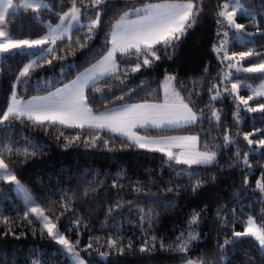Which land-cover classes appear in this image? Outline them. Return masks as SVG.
I'll use <instances>...</instances> for the list:
<instances>
[{"label":"trees","instance_id":"16d2710c","mask_svg":"<svg viewBox=\"0 0 264 264\" xmlns=\"http://www.w3.org/2000/svg\"><path fill=\"white\" fill-rule=\"evenodd\" d=\"M46 1L49 7H42L39 12L23 7L9 12L5 26L13 39L44 37L47 24L58 22L59 14L71 7V0ZM155 1L160 0H105L99 6L101 24L91 39H84L88 34L86 27L77 26L71 39L57 40L53 51L40 55L37 66L30 69L28 76L21 77L18 96L45 95L73 79L107 53L111 25L123 12ZM224 1L200 0L202 11L197 23L174 51L168 50L171 58L158 53L161 59L152 67L132 72L135 57L125 63L127 58L118 53L119 79L105 77L96 84L99 92L91 86L85 91L94 112L126 103L158 102L163 99L162 79L174 73L176 87L184 100L198 113L203 110L204 117L194 125L145 131L159 135L196 134L202 150L207 145V150L217 152L215 163L194 165L192 169L174 161L166 163L163 153L141 149L127 137L107 129L59 124L44 128L26 119L0 125V146L27 147L29 151L39 147L34 156L13 155L6 163L45 209V214L55 220L61 233L73 244L79 240L76 249L89 264H181L187 259L202 260L204 264H264V251L252 238L224 245L225 239H232L233 231H243L249 216L264 223V193L256 187L257 181L264 179V147L258 143L249 146L244 140L245 134L264 130V113L240 111L228 94L210 99L225 84L222 82L225 64L213 49L219 39L217 32L223 27L216 21L223 20L217 12ZM241 3L255 15V20L250 16L238 18L246 31L256 33L259 28L264 32V0H241ZM85 5H90V0L82 3L77 0L86 25L97 9ZM250 49L260 55L247 58L246 63L264 59V36L255 35L245 42L233 40L229 45L230 53ZM27 53L14 51L1 59L0 114L9 104L19 72L32 56ZM235 76L253 83L264 77L244 72ZM261 103L264 97L253 98L250 107ZM213 110L219 112L220 121L212 117ZM237 112L240 116L243 113L242 120H237ZM225 133L233 143L225 144ZM77 136L80 138L75 139ZM250 139L254 142L264 139V131L255 132ZM246 152L247 166L243 163ZM180 169L194 175L190 179L187 174H178ZM197 179L204 184L193 192ZM114 183L119 186L113 187ZM137 186L139 192L135 190ZM168 188L173 191H167ZM117 203L121 205L119 208H115ZM64 204L69 210H65ZM110 207L114 208L111 214ZM25 211L26 205L12 185L0 180V217L9 220L7 225L0 223V264H73L63 247L42 230L39 220L32 215L25 219ZM195 212L201 214L200 219L190 228L188 222ZM146 213L151 219L142 221L141 216ZM77 220L79 225L75 223ZM190 230L198 233V238L191 241L188 251L173 250L179 243L177 237L184 233L186 239ZM109 240H116L118 247L110 248ZM145 244L152 250L141 252ZM119 247L124 249L122 253Z\"/></svg>","mask_w":264,"mask_h":264},{"label":"snow or ice","instance_id":"6c2138e0","mask_svg":"<svg viewBox=\"0 0 264 264\" xmlns=\"http://www.w3.org/2000/svg\"><path fill=\"white\" fill-rule=\"evenodd\" d=\"M104 2L105 0H90V5H85V7L90 6L97 9L95 15L85 25L80 23L82 11L77 6V0H71V7L59 14V23L54 26L51 24L48 26V35L42 39H13L10 31L5 30L4 27H0V55L14 51L23 53L26 49L41 48L46 44L55 45L57 40L63 39L65 36L71 39L70 33L74 25H79L81 28L86 27L88 34L84 39H91V34L101 24L99 6ZM20 7L31 9L33 12H39L42 7L47 8L49 6L43 3V0H40V2H27V0H24ZM9 10H15L13 0H0V23L5 21L9 15ZM201 11L202 5L200 0H160L157 3H145L141 7L123 12L115 23L111 25V48L107 50V54L102 59L98 60L90 68L85 69L84 72L78 74L75 80L65 84L62 88H57L55 92H49L46 96L33 97L25 101L18 98L17 94L13 92L11 102L8 104L6 110L0 114V125H4L5 122H10L11 120L26 119L34 125L44 128L48 125L59 124L65 127L80 129L86 126L101 130L107 129L127 136L129 140L133 141L141 149L163 153L167 157L166 163L174 161L177 165H186L187 169H192L194 165H211L215 163L218 155L217 152L207 150V145H205L206 150H198L197 143L199 138L197 136L149 138L140 136L132 131L137 126L168 129L194 125L204 117L203 110L198 115L189 106V103L185 102L180 92L176 90L173 83L176 80L175 76L168 75L165 77L163 83L164 100L162 103L128 104L120 110L108 111L97 115L89 107L85 94V89L90 86L94 91L99 92L100 89L96 87V84L105 77L115 76L119 79L117 73L120 71V63L117 59V53L127 58L125 63L131 61L133 56L135 57L136 63L131 68L132 72H138L142 67H152L156 61L161 59V55L158 53L163 52L164 55L171 58L168 50L172 49L174 51L176 49L178 43L188 34L189 29H192L196 25ZM133 15L135 19L130 18ZM238 15L250 16L255 20V15L244 8L240 0H225L217 12V16L223 18V20L217 19L216 22L222 26L226 22L228 29H234L233 39L236 41H243L245 37H253L255 35L264 36V32H260L259 28H257L256 33H245L243 31L245 25L236 22ZM217 36H220L219 31L217 32ZM228 44L229 31L224 30L223 38L220 40L219 45H213V49L218 55L221 52L223 53L221 63L229 61L226 65L229 71L223 74L222 82H231L235 79L237 82L231 83V92L237 94V98L246 106V111L264 113V103L259 104L258 107H248V101L252 100L253 96H248L247 99L243 96H238L241 87L251 88V85L240 81L239 77L235 76L231 71L235 69V73H259L261 76H264V61L252 64L249 67L240 66L241 61H244L248 57L259 56L260 53H255L250 49L249 51L239 53L233 52L229 55L227 50ZM80 46L84 47L86 45L81 44ZM44 51L52 52L53 49L47 48ZM27 54L37 55L36 52H29ZM233 60H235V63H231ZM48 63L51 64L52 61L49 60ZM35 66H37V60H32L26 64L19 72L17 81H20L21 77L28 76L30 69H33ZM127 74V69H125L124 75L127 76ZM121 83H123V80H121ZM213 87L215 88L216 86L213 85ZM227 90L225 87V91ZM220 95V91L217 90L215 95L210 99L216 100ZM254 96L264 97V81H262L259 89L254 90ZM120 99L122 100L123 97H120ZM237 107L239 108V106ZM235 115L239 121L241 119L239 112ZM212 117L217 122L220 121L218 111L213 110ZM262 131L264 130H255V132ZM255 132L245 134L244 140L247 141L249 146L253 145V143H258L264 147V139L255 142L250 139V136L254 135ZM79 138L77 136L75 139ZM223 139L226 145L234 142L227 133H225ZM173 148H178L180 151L174 152L172 151ZM37 151H39L38 146H34L32 151H29L27 147L20 149L14 148L11 145L0 146V180L15 185V190L23 194L26 205L25 219H28L30 215L34 216L42 223V230L46 231L47 235L55 243L61 245L65 252L72 255L74 264H85L84 260L80 257L79 251L76 249L79 240L73 244L63 233L59 232L57 224L53 222L49 215L45 214L44 208L36 204L28 189L20 182L14 171L9 167V164L6 163V159H10L13 155H23L25 158H28L36 155ZM236 156L238 159L240 158L239 151H237ZM243 163L246 166L248 165L247 152L244 153ZM178 174H187L190 179L194 175L193 172L186 169H180ZM245 183H247V180H245ZM203 184V180L197 179L192 186V191L195 192ZM117 186L119 185L113 184V187ZM256 187L264 193V179L258 180ZM135 190L139 192L141 189L137 186ZM167 191L171 192L173 189L168 188ZM120 206L117 203L115 208H119ZM63 207L66 211L69 210L67 204H64ZM112 211H114V208L110 207L108 210L109 214ZM200 215L199 212H195L192 215L188 222L190 228L198 223ZM146 218L151 219L150 214L146 213L141 216L142 221ZM0 223L7 225L9 220L7 217H0ZM29 223H31V220H29ZM75 223L79 225L80 221L77 220ZM12 234L15 237V233ZM15 238L18 239L19 237ZM197 238L198 233H195L193 230L188 231L186 239L184 238V233H181V236L177 237L179 243L173 250L187 252L191 241ZM244 238H252L257 242L259 248L264 251V223L258 224L252 216H249L243 231H233L232 239H225L224 245L242 242ZM153 240H155V237H153ZM224 245L220 246L221 249ZM108 246L110 248L118 247V242L116 240H109ZM88 247H92L91 243ZM128 247H131L130 243ZM152 247L154 248V245ZM161 248H164L163 244H161ZM118 250L121 253L124 251L122 247H119ZM151 250L152 248H149L147 244L140 248L141 252ZM101 255H104V253H101ZM185 264H204V262L202 260L187 259Z\"/></svg>","mask_w":264,"mask_h":264},{"label":"rangeland","instance_id":"374dc122","mask_svg":"<svg viewBox=\"0 0 264 264\" xmlns=\"http://www.w3.org/2000/svg\"><path fill=\"white\" fill-rule=\"evenodd\" d=\"M22 2H24V0H13V5L15 6V10H14V11H17V10L20 8V5L22 4ZM27 2H40V0H27ZM157 2H160V1H155V2H151V3H157ZM224 2H225V1H224ZM43 3H46L47 5L49 4L48 1H46V0H43ZM240 3H241V0H240ZM241 4H242V3H241ZM141 6H142V5H138V6L133 7V8H138V7H141ZM133 8H130V9H133ZM244 8H246V7L244 6ZM246 9H247V8H246ZM128 10H129V9H128ZM128 10H126V11H128ZM10 11H13V10H9V12H10ZM241 16H245V15H238L237 18H236V22H237V23L242 24V23L239 21V19H238V18L241 17ZM133 17H135V16L133 15V16H131L130 18H133ZM5 20H6V19H5ZM5 22H6V21L0 23V27H4L5 30H6V26H5L6 23H5ZM57 23H59V21L56 22V23H48V24H47V27H48L50 24L54 26V25H56ZM80 23L83 24L82 17H81V21H80ZM77 26H79V25H74V26H73V29H74L75 27H77ZM73 29H72V31H73ZM224 30H228V31H229V44H228V46H227V50H228V54L231 55L232 53L229 52V45H230V43L234 40V39H233V32H234L235 30H234V29H228V28H227V24H226V22H224L223 27L219 30V32H220V36H219V39H218L216 45L218 46L220 40L223 38V31H224ZM72 31H71V33H72ZM243 31H244L245 33H248V32L246 31V28H245ZM71 33H70V35H71ZM47 35H48V32H47V34H46L45 36H47ZM45 36H44V37H45ZM44 37H42V38H44ZM65 37H67V36H65ZM42 38H39V39H42ZM249 38H250V37H245V39H244L243 41H240V42H245V41L248 40ZM31 40H32V39H31ZM52 47H53L52 44H46V45L42 46L41 48H36V49H26V50H24V51H29V52L41 51V52H40L39 54H37V55H32L31 58H30V60L28 61V63H29L30 61H32V60H37V59L39 58L40 55L46 53V51H44V49L52 48ZM109 48H111V41H110V46H109ZM106 54H107V53H106ZM106 54H105V55H106ZM117 54H118V53H117ZM3 55H4V54L0 55V62H1V59H2ZM222 57H223V53L221 52V53L219 54V58H220V60H222ZM102 58H103V56H102L101 58L97 59L95 62H93V63H91L90 65H88V66H87L86 68H84L83 70L79 71V72L75 75V77H73V79H71L70 81L64 83L63 85H60L58 88H62L65 84H68V83H70L72 80H75L78 74L84 72L85 69L90 68L93 64H95L98 60H100V59H102ZM248 58H249V57H248ZM117 59H118V57H117ZM237 59H238V57H237ZM246 59H247V58H246ZM246 59H245V60H246ZM245 60L240 62V66H242V67H249V66H251L252 64H257V63H260L261 61H264V59H260V60H258V61H254V62H251V63H246ZM28 63H27V64H28ZM223 63L225 64V72L229 71V69L226 67V65L229 63V61H224ZM231 63H235V60L231 61ZM231 71L234 73V75H235V74H240V73H235V69H232ZM241 73H243V72H241ZM168 75H173V76H175L174 73H168L166 76H168ZM166 76H165V77H166ZM165 77H164V78L162 79V81H161V86H162V91H163V99H162V101H158V102H138V103H162L163 100H164V88H163V83H164ZM239 80L242 81L243 83H246V84L251 85V88H244V87H241V89H240L239 92H238V96H243L245 99H247L248 96H253V98H256V96H254V90L260 88V85H261L262 81H264V77H263L259 82H257V83H253V82L248 81V80H246V79H239ZM18 82H19V81H17V79H16V81H15V83H14V89H13V92H15L16 94H17V86H18ZM235 82H237V81L232 80L231 82H225V84H223L222 88L219 86V88H220L219 91H220V93H221L220 96L225 95V94L230 95V96L232 97V99L234 100V102L239 106L240 111H243L244 113H246V112H247V111H246V106H245L243 103L240 102V100L237 98V94H236V93H232V92H231V83H235ZM173 83H174V85H175V87H176V81H174ZM225 87L228 89L227 91H225ZM56 89H57V88H56ZM56 89H55L54 91H52V92H55ZM176 90L179 91L177 87H176ZM243 90H247L248 93L245 92V91H243ZM85 91H86V89H85ZM13 92H12V93H13ZM179 92H180V91H179ZM85 93H86V92H85ZM180 94H181V93H180ZM46 95H48V94H46ZM46 95H33V96H30V97L22 98V97H19L18 94H17L18 98H21V99H23V100H25V101H27V100H29V99H31V98H33V97L46 96ZM11 96H12V94H11ZM11 96H10L9 103L11 102ZM181 96H182V95H181ZM250 101H251V100H250ZM250 101H248V105H247L248 107H250ZM185 102H186V101H185ZM186 103H187V102H186ZM128 104H137V103H126V104H122V105H120V106L112 107V108H110V109H107V110H104V111H101V112H94V111H93V113L98 115V114L105 113V112H108V111L120 110L123 106L128 105ZM189 106L192 107L190 104H189ZM192 108H193V107H192ZM193 110L195 111L194 108H193ZM196 112H197V111H196ZM197 114L199 115L198 112H197ZM240 117H241V120H242L243 113H242V115H241ZM148 128H154V127H151V126L139 127V126H137L136 128L132 129V131H134L135 133H137V134L140 135V136L149 137V138H160V137H180V136H197L196 134H189V133H183V134H182V133H179V134H163V135H159V134H151V133H147V132L145 131V130H147ZM158 129H159V128H158ZM118 134H120V133H118ZM120 135H121V134H120ZM122 136H124V135H122ZM125 137H127V136H125ZM197 137H198V136H197ZM127 138H128V137H127ZM197 149L200 150V151H204V150H202V149L200 148L199 139H198V143H197ZM172 151H174V152H179L180 149H178V148H173ZM166 161H167V160H166ZM172 162H173V161H171V162H167V163H172ZM20 182H21V181H20ZM21 183H22V182H21ZM22 184H23V183H22ZM11 185H12L13 189L15 190V185H13V184H11ZM23 185L27 188V186H26L25 184H23ZM27 189H28V188H27ZM28 191L30 192L29 189H28ZM15 192H16V194H17V195H18V196L24 201L23 194L18 193L16 190H15ZM30 194L32 195L31 192H30ZM32 197H33V199L35 200L36 204H39V203L36 201V199L34 198L33 195H32ZM24 203H25V202H24ZM252 217H253V216H252ZM253 218H254V217H253ZM254 219H255V218H254ZM52 220H53V219H52ZM255 220H256V219H255ZM53 222H55V220H53ZM256 222H257V221H256ZM55 223H56V222H55ZM257 223H258V222H257ZM56 224H57V223H56ZM258 224H259V223H258ZM57 228H58V226H57ZM58 230H59V229H58ZM59 232L61 233L60 230H59ZM77 251H79V250L77 249ZM79 253H80V257H81V259L84 260L85 264H89L88 261L83 257V255L81 254L80 251H79ZM66 254H67V256L69 257L70 261L74 264V260H73L72 255L69 254V253H67V252H66ZM191 260L198 261V260H196V259H191ZM181 264H185V262H183V263H181Z\"/></svg>","mask_w":264,"mask_h":264},{"label":"crops","instance_id":"0c3cea01","mask_svg":"<svg viewBox=\"0 0 264 264\" xmlns=\"http://www.w3.org/2000/svg\"><path fill=\"white\" fill-rule=\"evenodd\" d=\"M131 19H135V17L131 18ZM46 95V94H45Z\"/></svg>","mask_w":264,"mask_h":264}]
</instances>
